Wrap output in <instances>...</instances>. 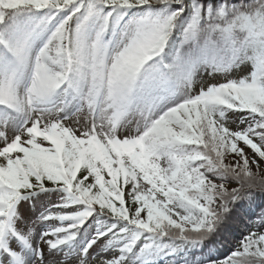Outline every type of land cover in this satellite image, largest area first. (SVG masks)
<instances>
[{"label": "snow or ice", "instance_id": "obj_1", "mask_svg": "<svg viewBox=\"0 0 264 264\" xmlns=\"http://www.w3.org/2000/svg\"><path fill=\"white\" fill-rule=\"evenodd\" d=\"M178 257L264 264V0H0V264Z\"/></svg>", "mask_w": 264, "mask_h": 264}, {"label": "trees", "instance_id": "obj_2", "mask_svg": "<svg viewBox=\"0 0 264 264\" xmlns=\"http://www.w3.org/2000/svg\"><path fill=\"white\" fill-rule=\"evenodd\" d=\"M258 203H260L259 201H258ZM255 211H256V213L258 214L259 213V211H260V208H256L255 209ZM255 217H253V219H254ZM243 231V227H242V225H240V226H238L237 227V229H236V237L238 238L239 236H240V233ZM222 258V257H221ZM180 263H183V261H179Z\"/></svg>", "mask_w": 264, "mask_h": 264}, {"label": "rangeland", "instance_id": "obj_3", "mask_svg": "<svg viewBox=\"0 0 264 264\" xmlns=\"http://www.w3.org/2000/svg\"><path fill=\"white\" fill-rule=\"evenodd\" d=\"M182 259V258H181ZM183 261V260H182ZM161 264H169V258L164 259V262H162ZM181 264V263H180ZM183 264V263H182Z\"/></svg>", "mask_w": 264, "mask_h": 264}, {"label": "bare ground", "instance_id": "obj_4", "mask_svg": "<svg viewBox=\"0 0 264 264\" xmlns=\"http://www.w3.org/2000/svg\"><path fill=\"white\" fill-rule=\"evenodd\" d=\"M162 262H164V259L162 260ZM162 262H161V263H162Z\"/></svg>", "mask_w": 264, "mask_h": 264}]
</instances>
